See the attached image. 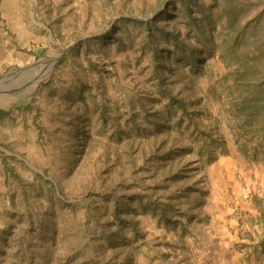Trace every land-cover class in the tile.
<instances>
[{
  "label": "rangeland",
  "instance_id": "obj_1",
  "mask_svg": "<svg viewBox=\"0 0 264 264\" xmlns=\"http://www.w3.org/2000/svg\"><path fill=\"white\" fill-rule=\"evenodd\" d=\"M164 2L0 0V264H264V0H198V25L178 2L201 61L157 37L160 84L120 18Z\"/></svg>",
  "mask_w": 264,
  "mask_h": 264
},
{
  "label": "trees",
  "instance_id": "obj_2",
  "mask_svg": "<svg viewBox=\"0 0 264 264\" xmlns=\"http://www.w3.org/2000/svg\"><path fill=\"white\" fill-rule=\"evenodd\" d=\"M166 2H164V4L160 5L158 8H156V10H154L153 12V17L151 19H149L148 21L145 20H139L137 18H131V17H123L120 19H124L127 21H132V22H137L139 24H143L145 27V33H146V38L150 44V46L152 47V55L154 58V68H153V72L156 76H158V81L160 84H163L164 81L161 79L162 77L160 76V74L163 71V68L166 66L165 63H167L169 61V58L172 54L171 51V47L168 46L167 44H164L158 48L157 44H156V38H163L165 40H171L172 41V45L174 47L179 48L180 50V55H176L177 56V61H180L181 59L184 60V64H187L191 67L195 66L196 64H199L201 61L199 58V54L195 55L194 53V49H192V45L189 44L186 39L181 38V34L179 32V30H177L175 28V25L173 23L168 22L169 19H171V17H173L174 13L176 12V4L178 2L181 3L184 11H185V15L186 17H188L191 22L193 23V25H198V18L194 13L193 7L194 4L197 3L198 0H164ZM115 31V27H113L110 31H108L106 34H103L99 37H105L106 35L109 36L111 35V33H113ZM211 33L209 32V36L208 38L211 39ZM236 42H238L237 38L234 39ZM237 45V44H236ZM235 47V44H233L232 48ZM253 64V62H252ZM245 68H241L236 67L233 70H231V73L234 75L233 76V81L236 84H240V85H244V86H248L250 85V78H251V70L249 68V66L245 65ZM252 67V66H251ZM243 77H245L247 80H244ZM264 81V80H263ZM252 83V82H251ZM171 104L178 106L179 108L185 110V106L184 103L182 102V100L180 98H173L170 99ZM257 99L250 95L248 93V95L245 96H241L240 100H237L236 103H240V104H249V106H254L257 103ZM0 113H2V110H0ZM203 130H208L210 128L209 125H203ZM263 133H264V129H263ZM209 134V133H207ZM210 136V134L208 135ZM170 158H172L171 154H169L165 160L164 163H167V160H171ZM171 165L173 166V163L171 162ZM185 169V168H182ZM181 170V169H180ZM183 172H185V170H181L178 174L180 177H183L184 174H182ZM167 218V217H166ZM259 245L264 248V237H262L259 241Z\"/></svg>",
  "mask_w": 264,
  "mask_h": 264
},
{
  "label": "water",
  "instance_id": "obj_3",
  "mask_svg": "<svg viewBox=\"0 0 264 264\" xmlns=\"http://www.w3.org/2000/svg\"><path fill=\"white\" fill-rule=\"evenodd\" d=\"M63 52H64V50H63ZM62 52V53H63ZM7 76H8V74L7 75H5V76H2V77H0V83H2V82H6L7 81ZM30 81L29 82H25V83H22V84H20V85H18V86H16V87H14V88H10L8 91H4V92H8V93H11V94H17V93H20V92H22L23 90H25L29 85H30Z\"/></svg>",
  "mask_w": 264,
  "mask_h": 264
},
{
  "label": "crops",
  "instance_id": "obj_4",
  "mask_svg": "<svg viewBox=\"0 0 264 264\" xmlns=\"http://www.w3.org/2000/svg\"><path fill=\"white\" fill-rule=\"evenodd\" d=\"M225 247H227V243L224 244ZM229 255V257H227ZM236 260V261H235ZM222 262L223 264H240L237 260L236 253H234L232 250L229 251L227 248V252L225 255L222 256Z\"/></svg>",
  "mask_w": 264,
  "mask_h": 264
}]
</instances>
